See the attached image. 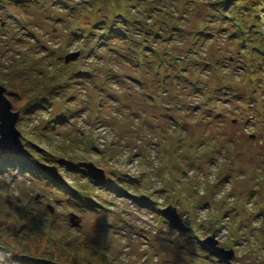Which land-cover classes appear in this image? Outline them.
Here are the masks:
<instances>
[{
    "label": "rangeland",
    "instance_id": "374dc122",
    "mask_svg": "<svg viewBox=\"0 0 264 264\" xmlns=\"http://www.w3.org/2000/svg\"><path fill=\"white\" fill-rule=\"evenodd\" d=\"M0 87V264H264V0H0Z\"/></svg>",
    "mask_w": 264,
    "mask_h": 264
},
{
    "label": "water",
    "instance_id": "95a60500",
    "mask_svg": "<svg viewBox=\"0 0 264 264\" xmlns=\"http://www.w3.org/2000/svg\"><path fill=\"white\" fill-rule=\"evenodd\" d=\"M76 56H69L66 58V62L69 63L70 61L76 59ZM7 90L3 87H0V107L6 112L5 119L0 120V150L2 152H7L12 155L22 156L25 154L26 150L21 140V134L17 130V124L20 120V115L18 113H13V107L11 102L6 97ZM41 166V165H40ZM80 167L85 168L88 170L91 176H99L100 181L105 180V175L103 171L97 169L93 164H80ZM41 168L48 173L49 175H54L56 178V172L54 168H49L45 166H41ZM176 213V212H175ZM175 213H168L169 220L176 224L175 227L181 228L182 225L179 222V219ZM78 219L76 216H70V222L74 225L80 226V220L78 219L77 223L75 220ZM211 244V243H210ZM211 251L217 252L219 256L227 263L230 264L229 261L232 258L230 253H226L224 250H219L215 247L209 246Z\"/></svg>",
    "mask_w": 264,
    "mask_h": 264
},
{
    "label": "snow or ice",
    "instance_id": "6c2138e0",
    "mask_svg": "<svg viewBox=\"0 0 264 264\" xmlns=\"http://www.w3.org/2000/svg\"><path fill=\"white\" fill-rule=\"evenodd\" d=\"M5 115H6L5 110L3 109V107H0V120H4Z\"/></svg>",
    "mask_w": 264,
    "mask_h": 264
},
{
    "label": "trees",
    "instance_id": "16d2710c",
    "mask_svg": "<svg viewBox=\"0 0 264 264\" xmlns=\"http://www.w3.org/2000/svg\"><path fill=\"white\" fill-rule=\"evenodd\" d=\"M3 154H5V153H3Z\"/></svg>",
    "mask_w": 264,
    "mask_h": 264
}]
</instances>
